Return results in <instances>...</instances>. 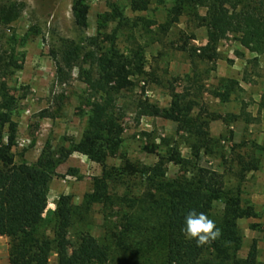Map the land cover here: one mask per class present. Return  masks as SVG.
Instances as JSON below:
<instances>
[{
	"label": "trees",
	"instance_id": "trees-1",
	"mask_svg": "<svg viewBox=\"0 0 264 264\" xmlns=\"http://www.w3.org/2000/svg\"><path fill=\"white\" fill-rule=\"evenodd\" d=\"M152 0H130L132 13L148 11ZM163 24L145 17L128 19L119 8L108 4L109 12L102 19L105 29L107 23H116L110 35L98 34L87 38L88 51L81 53L73 43H67L59 55L53 54L56 68L55 80L64 84L68 81L73 67L79 65L88 85L89 108L87 126L77 143L70 147L53 150L45 146L38 160L31 165L21 160L15 161L13 149L17 146V123L12 116L16 99L7 90V79L21 67L13 55L2 56L0 52V237L8 240V264H49L52 252L57 255V264H112L114 257L112 245L117 250L139 255L145 261L158 258L160 264H257V241L253 240L244 258L238 257L242 247V235L238 222L256 217L253 206L243 205L239 193L226 190L222 175L215 171L195 166V184L181 175L173 179L166 177V164L181 166L191 164L177 151L168 157L158 156L152 166L122 160L120 168H109L106 160L114 156L120 145L122 125L117 106L118 95L134 85L133 78L145 75L143 47L134 39L126 50L116 46L117 34L129 28H141L146 33L157 27L166 34L182 15L190 14L195 28L206 29V44L201 47L181 46L187 53L190 73L184 78V87L171 95L168 107H160L147 99L136 104L137 119L160 118L177 126L180 133L192 139L193 159L199 154L212 153V140L209 123L216 118L196 112L200 109L202 96L207 93L203 85L208 71H200V64L215 65L218 60V43L223 33L236 37L237 43L256 55H264V2L254 0H172ZM24 4L12 2L0 4V26H9L18 20ZM203 7L205 15L196 9ZM89 6L86 0H75L71 7L72 24L79 30L87 28ZM105 36L109 45H101ZM101 38V39H100ZM189 40H195L192 35ZM153 42L160 43L159 39ZM87 70H83V66ZM222 90V91H221ZM241 92L236 80L223 79L211 94L220 101ZM258 110H264V94L258 103ZM232 122L243 119L250 123V116L244 106L239 115L230 116ZM73 154L91 158L101 166V175L92 183V191L85 196L83 205L87 208L100 205L108 213L114 209L118 229L116 240L109 244L100 243L92 236L81 237L72 256L67 252V235L73 225L75 207L70 196L61 195L53 212L51 226L53 238L43 231L46 224L49 187L55 171ZM243 163L242 171L248 172L256 167ZM123 175L138 177L144 182L140 197L128 199L112 194L110 184ZM221 202L220 217L212 213L213 204ZM130 209V211H125ZM205 212L222 230L221 237L207 245L197 247L195 240H187L181 232L185 216L189 210ZM106 215V214H105ZM108 215V214H107ZM50 224V223H49Z\"/></svg>",
	"mask_w": 264,
	"mask_h": 264
},
{
	"label": "rangeland",
	"instance_id": "rangeland-1",
	"mask_svg": "<svg viewBox=\"0 0 264 264\" xmlns=\"http://www.w3.org/2000/svg\"><path fill=\"white\" fill-rule=\"evenodd\" d=\"M74 1L0 0V4L16 2L25 6L18 20L9 26H0L2 56L13 55L21 67L7 79V90L16 99L12 116L18 126L17 146L13 149L16 162L24 160L35 164L45 146L55 151L68 149L81 139L87 126L89 90L84 75L77 65L66 83H58L54 53L59 55L67 43H73L85 53L88 51L87 38L110 35L116 23H107L105 29H101L104 14L110 11L109 2L116 5L125 18L145 17L158 24L166 21L168 10L173 6L172 0H152L148 11L136 14L130 10V0H86L89 6L87 28L79 30L72 24ZM196 11L201 16L206 12L203 7ZM194 26L191 15L187 14L182 15L166 34L157 27L147 33L141 28L134 31L127 28L117 34L116 46L120 51L132 45L131 34L143 47L145 75L133 78L132 88L118 95L122 136L117 153L108 157L105 164L109 168H120L125 158L131 163L152 166L158 156L168 157L171 151H177L191 164L167 163L168 179L184 175L195 184V167L222 175L226 190L237 191L243 205L253 206L256 213V217L238 222L243 238L238 257L244 258L250 244L256 240L257 264H264V110H258L260 97L264 94V55L248 52L237 43L234 35L223 33L215 65H199L200 71H208L203 78L208 92L203 94L200 109L196 112L216 118L210 121L208 129L212 140L211 154L202 151L193 159L192 139L178 132L176 124L160 118L137 119L136 116L138 100L147 99L165 108L170 104L171 95L183 89L190 65L187 53L179 48L201 46L203 28ZM192 35L195 40L188 39ZM101 38V45L105 48L109 43L104 35ZM156 39L160 43L153 42ZM87 69L84 65L83 70ZM223 79L236 80L241 87V92L229 96L225 102L211 94ZM243 106L250 116V123L243 119L232 122L230 116L239 115ZM243 163L250 164L246 166L248 168L251 164L256 168L244 173ZM100 175L98 162L73 154L58 166L50 184L46 224L42 229L53 238L51 226L56 202L61 195L70 196L76 209L67 235L69 256L73 255L81 237L92 236L100 243L109 244L119 233L116 213L123 210L116 208L109 214L100 205L87 209L83 205L85 196L92 191L93 181ZM110 190L112 194L132 200L141 196L144 182L138 177L123 175L110 184ZM221 211V202H215L213 215L220 217ZM112 249V264H160L158 258L147 262L134 252L117 250L113 245ZM0 264H8V240L4 237H0ZM49 264H57L55 252L51 253Z\"/></svg>",
	"mask_w": 264,
	"mask_h": 264
},
{
	"label": "clouds",
	"instance_id": "clouds-1",
	"mask_svg": "<svg viewBox=\"0 0 264 264\" xmlns=\"http://www.w3.org/2000/svg\"><path fill=\"white\" fill-rule=\"evenodd\" d=\"M181 232L187 240H195L197 247L210 244L222 235L216 222L205 212H198L196 209H191L186 214Z\"/></svg>",
	"mask_w": 264,
	"mask_h": 264
},
{
	"label": "crops",
	"instance_id": "crops-1",
	"mask_svg": "<svg viewBox=\"0 0 264 264\" xmlns=\"http://www.w3.org/2000/svg\"><path fill=\"white\" fill-rule=\"evenodd\" d=\"M201 31H203V36H202V40H201V46H204L205 44H206V40H207V37H206V29L205 28H203V30L201 29ZM201 46H199V47H201Z\"/></svg>",
	"mask_w": 264,
	"mask_h": 264
}]
</instances>
